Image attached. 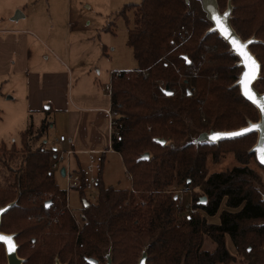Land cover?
<instances>
[{
  "label": "trees",
  "instance_id": "16d2710c",
  "mask_svg": "<svg viewBox=\"0 0 264 264\" xmlns=\"http://www.w3.org/2000/svg\"><path fill=\"white\" fill-rule=\"evenodd\" d=\"M230 1V25L242 40L254 39L249 50L260 63L254 88L264 92V0ZM216 2L220 10L227 6V0ZM124 9H133L126 44L137 67L113 77L109 95L120 104L118 136H112L111 147L121 156L130 187L106 186L100 169L94 203L79 189L87 223L78 229L49 165L57 149L43 142L51 122L35 125L30 119L19 148L0 144V208L8 206L0 232L15 234L22 264H90L87 258L105 264L107 252L110 264H138L143 256L145 264H232L237 256L245 264H262L259 187L264 189V181L248 166L256 157L247 151L257 133L216 142L186 140L190 127L230 131L258 121L257 108L236 83L242 69L238 57L186 0H141ZM166 86L172 95L163 93ZM145 152L149 158L138 160ZM226 153H233L238 165L209 173L207 158L218 163ZM76 170L85 177L82 167ZM181 186L199 188L192 196L200 212L178 214V200L169 191ZM201 196L204 205L198 204ZM218 212L217 223L208 221ZM206 238L211 249L204 247ZM0 249L4 252L2 243Z\"/></svg>",
  "mask_w": 264,
  "mask_h": 264
},
{
  "label": "crops",
  "instance_id": "0c3cea01",
  "mask_svg": "<svg viewBox=\"0 0 264 264\" xmlns=\"http://www.w3.org/2000/svg\"><path fill=\"white\" fill-rule=\"evenodd\" d=\"M37 2L0 0V95L3 87L10 94L4 99L7 103L0 100V107L8 108L7 114L13 123L22 122L26 117L28 123L31 119L39 125L44 119L50 121L49 116L54 117V122L61 116L64 127L58 137L49 135L50 128L55 127V123L50 124L43 142L47 146L73 150L68 160L73 169H85L89 152L98 155L100 161L108 151L121 159L120 154L109 149L108 144L105 110L111 101L107 105L97 99L73 95L72 90L68 92L72 75L76 71L80 75H90L101 49L104 50L101 54H106L105 48H100V42L94 41L91 31L84 30L77 44L81 46V53L77 54L72 45L73 32L67 27L60 28L56 21L45 26L36 13L33 21H22L28 16L27 8ZM90 81L94 82V78ZM60 135L65 136L63 142L59 141ZM103 166L104 160L101 165L104 182Z\"/></svg>",
  "mask_w": 264,
  "mask_h": 264
},
{
  "label": "rangeland",
  "instance_id": "374dc122",
  "mask_svg": "<svg viewBox=\"0 0 264 264\" xmlns=\"http://www.w3.org/2000/svg\"><path fill=\"white\" fill-rule=\"evenodd\" d=\"M140 1L141 0H38L35 5L27 8L26 13L28 16L22 21H33V14L36 13V16H39L38 19L44 21L45 26H49L52 22L56 21L57 24L59 23L60 28L63 29L67 27L73 32L72 45L77 54L81 53V46L77 45L81 41L80 33L84 30L91 31L94 41H96V43L100 42V48L101 46L105 48L106 54H101L104 53V50L101 49L96 60V66L89 71L90 75H80V72L76 71L70 80L68 92L72 90L71 92L73 95H77L83 99H97L99 102L104 104L106 102V104L109 105L110 93L105 86L110 83V73L112 71L121 70L129 71L137 67L132 50L126 44L127 30L133 25V9H124V7L129 4L139 3ZM211 2V0H186L189 9L198 12L210 22L211 26H213L211 22V7H209ZM229 4H231V1L227 0L226 5L228 6ZM226 8L224 10H226ZM224 10L219 9V13L222 14ZM123 11L124 14L122 13ZM229 21L230 16L228 18V22ZM108 26H110L111 31L107 29ZM92 77L94 78V82L90 81ZM6 89V87H3L0 95V100L4 103H7L4 99L10 96V94L6 93ZM191 89L194 90V88ZM3 109L4 108L0 107V144H5L7 147L15 144V146L19 148L21 146L20 133L27 127L28 120L25 117L22 122L16 121L13 123L10 121V117L7 114L8 108L5 107V109ZM49 117L51 124L54 125L55 123V127L53 129L50 128L49 135L58 137V133L64 127V120L59 116L56 122H54V117ZM210 132L212 131H200L190 127L186 140L193 141L194 143L206 141L207 138H205L203 134H209ZM251 148L252 147H249L247 151H251ZM95 158L98 159V155H95ZM255 161V158H250L248 166L253 168L264 181V170L261 169ZM206 165L210 173L229 170L238 165V162L233 153H226L218 163H214L209 156L206 160ZM103 167L104 182L106 185L116 188L130 187V175L126 173L122 161L116 153L108 151L105 154ZM54 178L59 188L67 190L66 180L60 175L59 170L54 171ZM259 189L264 199V189L261 187H259ZM195 191H199V188H195ZM88 194L89 192H86V199L94 203L96 201V190L90 193L93 197ZM184 195L188 196L189 193ZM68 203L72 208L82 209V199L76 189H72L68 193ZM224 208L225 206L223 203L219 212ZM219 212L215 216L209 217L208 221L217 222L219 220ZM31 247H33V245H31ZM204 247L206 249L212 248L211 241L208 238L205 239ZM227 247L229 251L235 253L229 239H227ZM109 254V252L106 253L107 260L105 264H110ZM4 259L7 263L5 248L4 252L0 249V263L3 262ZM245 262L243 257L237 256L236 261L232 264H245ZM57 263L58 262H56V264ZM262 264H264V261Z\"/></svg>",
  "mask_w": 264,
  "mask_h": 264
},
{
  "label": "water",
  "instance_id": "95a60500",
  "mask_svg": "<svg viewBox=\"0 0 264 264\" xmlns=\"http://www.w3.org/2000/svg\"><path fill=\"white\" fill-rule=\"evenodd\" d=\"M211 1L212 2H211V4H209V7H211L210 8L211 22L213 23V26H211L210 29L217 31L218 34L229 45V47L233 51V53L238 57V59H239L238 64L241 66L242 69H241L239 79L237 80L236 83L239 86L240 94L247 101H249L251 104H253L257 108L258 114H259V119L256 122H249L246 126L241 127L239 129H236V130L212 131L209 134L204 133L203 135L205 138H207V141L216 142L220 139L233 138V137H237V136L224 135L218 139H213L212 136L214 133H242L241 135H244V134H247L249 132L255 131L257 133V140L251 149L255 153L256 161L258 162V164L261 165L262 167H264V161L261 160L260 153L256 151L257 148H259L261 145H264V111H262V109H261V105H264V92H259L257 89L254 88V83L256 82V80L260 76V63L255 58V56L251 53V51L249 50L250 44L248 43V41H254V39L250 38L247 40H242L241 37L235 32L233 27L228 22V18L230 16V12H231V4H229L227 6L226 10H224L223 13L220 14L216 0H211ZM225 13H227V15H225ZM16 15H17V12H16ZM213 17H218L220 19L223 27L228 29V31L231 34H233L236 38H238L240 44L247 45V47L244 49V51L249 53L251 55V57L256 61L257 65L259 66L258 71L256 72V79L251 81V83L248 84L247 86L244 83H241V81L245 79L243 76V72L248 70V68L245 66V63H244V61L246 60V57L241 56L239 54V52L236 50V48H234V46L232 44L231 36H225L224 35V33L221 31V28L218 27L216 20L213 19ZM184 58H187V57L184 56ZM187 63H188V61H187ZM248 63L250 64V61ZM245 91L249 92V95L252 97V99H249V97L245 95ZM163 93L166 95H172L173 92L166 86L163 89ZM252 125H258V127H256L255 129H252L251 131H248V132L243 131L244 129H251ZM238 136H240V135H238ZM155 140L161 144L165 143V140L162 138H156ZM148 158H149V153L145 152L138 158V160H147ZM60 172H61V175L64 174V168L63 167L60 169ZM174 198H176V196H174ZM83 202H84L85 206L88 205V203L85 200ZM205 203H206V197L201 196L199 201H198V204L204 205ZM49 204H50V201L49 200L46 201V208H48ZM7 208H8V206L0 208V219H1V214ZM0 234H2L5 237H11V240H0V243H2L4 245V248H5L6 258H7L6 264H22V259L20 257H18L17 252H16L17 251V244H16L15 239H14L15 234H6L3 232H0ZM87 262H89L90 264H97L98 261L96 259H93V258H87ZM138 264H145V257L144 256L141 258V260L139 261Z\"/></svg>",
  "mask_w": 264,
  "mask_h": 264
},
{
  "label": "built area",
  "instance_id": "2783aa9c",
  "mask_svg": "<svg viewBox=\"0 0 264 264\" xmlns=\"http://www.w3.org/2000/svg\"><path fill=\"white\" fill-rule=\"evenodd\" d=\"M121 71H112L110 73L111 79L113 77H116L120 74ZM105 88L109 90L111 88V82L109 84H106ZM120 104L116 103L113 104L110 103V106L105 110V113L108 118V139H109V149H112L111 147V140L112 136H118V118H119V109ZM65 140L64 135L59 136V141L63 142ZM57 152L55 155L50 159L49 165L50 168L55 171L59 170L63 167L64 168V174L63 178L66 180V198H65V208L68 211V213L73 217L77 227L81 229L84 224L87 223V216L82 211V209H75L72 208L68 203V193L72 189H76L79 192V189L82 188L84 190V193L86 195V192H89V194L96 190V183L98 181V174L101 169V161L100 159H96L93 152L88 153V162L85 166L84 173L85 177L82 178L81 173L70 167L69 165V157L74 153L71 149H64L62 147L56 148ZM133 191V190H132ZM195 189L192 188H185L184 186L179 187L176 190H172L169 192H173L176 195V198L178 200L177 206H178V214L180 216H189L191 214H195L200 212L199 208H196L193 205V192ZM189 193L188 196H185L184 194ZM88 194V195H89ZM92 196V194H90ZM93 197V196H92ZM87 198V196H86ZM139 205H144L143 200H139ZM62 210L59 211V213ZM50 222V220H48ZM57 218H53L52 222H56Z\"/></svg>",
  "mask_w": 264,
  "mask_h": 264
},
{
  "label": "snow or ice",
  "instance_id": "6c2138e0",
  "mask_svg": "<svg viewBox=\"0 0 264 264\" xmlns=\"http://www.w3.org/2000/svg\"><path fill=\"white\" fill-rule=\"evenodd\" d=\"M227 15V13H225ZM213 19L216 20V23L218 27L221 28V31L224 33L225 36H231L232 44L234 48L239 52V54L243 57H246V60L244 61L245 66L248 68L247 71L243 72L244 80L241 81V83H244L246 86L251 83V81L256 79V72L258 71V65L256 61L251 57L249 53L244 51V49L247 47L245 44H240L238 38H236L233 34H231L228 29L224 28L220 19L218 17H213ZM248 43H252V41H248ZM238 46V47H237ZM250 61V64L248 63ZM245 95L249 97V99H252V97L249 95L248 91H245ZM262 111H264V105H261ZM258 127V125H252L251 129H244V132L251 131L252 129H255ZM242 133H214L212 138L218 139L221 136L224 135H231V136H238ZM257 152L260 153V158L262 161H264V145H261L259 148L256 149ZM0 240H11V237H5L2 234H0Z\"/></svg>",
  "mask_w": 264,
  "mask_h": 264
}]
</instances>
